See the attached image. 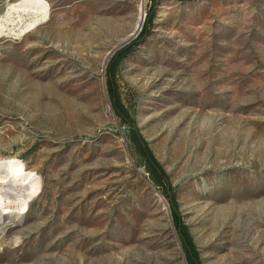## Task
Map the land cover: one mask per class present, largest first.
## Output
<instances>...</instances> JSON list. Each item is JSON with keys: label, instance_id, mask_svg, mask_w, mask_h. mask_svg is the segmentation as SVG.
<instances>
[{"label": "rangeland", "instance_id": "rangeland-1", "mask_svg": "<svg viewBox=\"0 0 264 264\" xmlns=\"http://www.w3.org/2000/svg\"><path fill=\"white\" fill-rule=\"evenodd\" d=\"M18 1L0 0V160L40 190L0 205V264H190L181 225L200 264H264V0H47L29 28ZM131 43L124 119L107 69Z\"/></svg>", "mask_w": 264, "mask_h": 264}, {"label": "bare ground", "instance_id": "bare-ground-1", "mask_svg": "<svg viewBox=\"0 0 264 264\" xmlns=\"http://www.w3.org/2000/svg\"><path fill=\"white\" fill-rule=\"evenodd\" d=\"M19 11H34L40 14L34 20L29 21L25 27L29 28L48 15L49 2L47 0H19L9 5L7 15ZM142 20L143 18L139 19L138 22L140 23ZM131 36L129 35L122 42L129 40ZM0 185L4 188L6 195L13 194V199H10L9 195L8 199L5 198L7 196H0V205L3 203H6V206L13 205L17 208L18 214L25 211L32 197L40 190L36 173L29 170L19 158L13 157L0 160ZM4 210V212L0 210V221L4 218V213L11 209L4 208Z\"/></svg>", "mask_w": 264, "mask_h": 264}, {"label": "trees", "instance_id": "trees-1", "mask_svg": "<svg viewBox=\"0 0 264 264\" xmlns=\"http://www.w3.org/2000/svg\"><path fill=\"white\" fill-rule=\"evenodd\" d=\"M154 5H156L157 0H153ZM154 16V10L149 15V20H152ZM144 33H148V25L144 31ZM133 47V44L131 43L126 48H123L117 52L115 56L111 59L108 69H107V82H108V89L112 97V103L115 108V110L120 114L121 116L124 115V119L126 117L131 118V113L128 108L123 102L121 98L119 83H118V67L119 64L122 61L123 56L128 52L126 51L128 48L129 50ZM124 52V54L122 53ZM131 141L136 145L137 147V153L139 154V163L141 165H144L146 170L149 172L150 178L152 181L159 187H163L165 191L167 190V183L165 180L166 171L163 168L162 164L155 158L154 154L148 147H143L140 143V139L135 134V131L132 129L130 134ZM171 190H173V187H170ZM175 221L180 222L179 215L176 211L173 212ZM180 233L182 235V240L185 244L186 251L188 253V258L190 264H200L199 260V254L196 249V246L192 240V237L190 233L187 230V227L185 225H181Z\"/></svg>", "mask_w": 264, "mask_h": 264}]
</instances>
